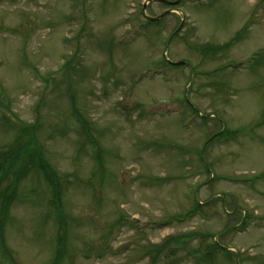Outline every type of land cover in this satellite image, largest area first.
<instances>
[{
	"label": "rangeland",
	"instance_id": "rangeland-1",
	"mask_svg": "<svg viewBox=\"0 0 264 264\" xmlns=\"http://www.w3.org/2000/svg\"><path fill=\"white\" fill-rule=\"evenodd\" d=\"M258 52L264 0H0L1 110L40 113L66 213L26 176L0 264H264Z\"/></svg>",
	"mask_w": 264,
	"mask_h": 264
},
{
	"label": "trees",
	"instance_id": "trees-1",
	"mask_svg": "<svg viewBox=\"0 0 264 264\" xmlns=\"http://www.w3.org/2000/svg\"><path fill=\"white\" fill-rule=\"evenodd\" d=\"M261 55L260 52L254 55L255 57L253 59L258 60L256 65L264 62V58ZM2 92L3 89L0 88V128H2V130L4 128L6 132H11L12 139H14V141L16 140L15 142H20L18 147L15 145H3L0 148V254L4 259L9 261L12 260L13 257L10 256L6 245H4L5 243L3 244L5 237L4 227L5 223L7 224V220L10 219V209L14 202L25 203V195L30 194L28 192L17 191L20 183L26 176L30 174L35 175L36 172L44 176V178L49 181L50 185L54 186V188L51 187V201H54V205L52 203L51 205L59 214V216L56 217L57 220L61 222V218L63 219L66 213L64 212V207L60 203V194L63 193L62 191L64 189L61 186L62 183L64 185V181H60L59 175L52 169L47 159L41 156L43 148L38 133L44 127V120H42L40 113H38L34 123L17 121L12 116L13 113H11V111L6 113L4 110H1V107L4 105ZM43 104V102H39L40 106ZM226 132L227 130L218 133V135L222 137L226 136L228 135ZM232 132V130L229 131L230 134ZM53 182H56V184ZM5 183H7V185H5ZM59 226L61 227L60 223Z\"/></svg>",
	"mask_w": 264,
	"mask_h": 264
},
{
	"label": "water",
	"instance_id": "water-1",
	"mask_svg": "<svg viewBox=\"0 0 264 264\" xmlns=\"http://www.w3.org/2000/svg\"><path fill=\"white\" fill-rule=\"evenodd\" d=\"M150 1H159V2H165L167 4H171V5H177L179 3V1H176V2H169V1H165V0H149ZM146 5H144V9H145ZM170 11H166L165 13L159 15V16H156V17H148V19L150 21H157L161 18H163L164 16H166ZM172 64L174 65H182L184 64V62H171Z\"/></svg>",
	"mask_w": 264,
	"mask_h": 264
}]
</instances>
